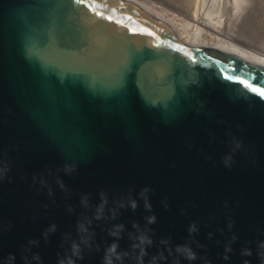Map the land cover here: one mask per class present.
I'll return each mask as SVG.
<instances>
[{
  "label": "water",
  "instance_id": "water-1",
  "mask_svg": "<svg viewBox=\"0 0 264 264\" xmlns=\"http://www.w3.org/2000/svg\"><path fill=\"white\" fill-rule=\"evenodd\" d=\"M0 264H264V67L129 0H0Z\"/></svg>",
  "mask_w": 264,
  "mask_h": 264
},
{
  "label": "bare ground",
  "instance_id": "bare-ground-1",
  "mask_svg": "<svg viewBox=\"0 0 264 264\" xmlns=\"http://www.w3.org/2000/svg\"><path fill=\"white\" fill-rule=\"evenodd\" d=\"M129 1L170 25L184 43L226 51L264 67V52L249 44L252 39L257 41L263 39L264 21L262 20L263 11L261 8L248 12L243 17L244 19L238 22L240 25L234 26L239 28H234L235 23L232 26H229L228 23L232 19L221 25L220 21L213 22L211 19L201 16L199 14V0H149L150 4L161 11L160 13L138 0ZM237 1L239 0L231 1L234 3V7H232L234 10L238 4L239 7L242 5L241 1ZM227 8L229 9V7ZM259 37L262 39H255Z\"/></svg>",
  "mask_w": 264,
  "mask_h": 264
},
{
  "label": "rangeland",
  "instance_id": "rangeland-1",
  "mask_svg": "<svg viewBox=\"0 0 264 264\" xmlns=\"http://www.w3.org/2000/svg\"><path fill=\"white\" fill-rule=\"evenodd\" d=\"M138 1L146 4L147 6L152 8V10H154V11H157V12L159 11V9L154 7L153 4L149 3V0H138ZM231 1H233V0H199V3H200L199 14L203 17L211 19L213 22L220 21L221 25L226 24L228 21H230V19H232L233 21L231 20L228 23H229V26H232L235 23L236 25L234 24L233 25V27H234V26L240 25V23L238 24V22L242 21L244 19L243 17L248 12H250L256 8H261L263 11V14H262L263 19L262 20L264 21V0H262V1L261 0H239L237 2L241 1L242 2L241 4L243 6L241 5V7H239V4H238L237 8H240V9L236 8V10H238V11H236L232 8V7H234V3H232ZM259 3H260V5H259ZM227 7H229V9ZM160 12L161 11H159V13ZM234 12H236V13L234 14ZM232 14H234V15L232 16ZM230 23H232V24H230ZM234 28H239V27H234ZM262 38L261 37L255 38L258 40L262 39L261 41H257V40L252 39L249 44L253 47L256 46L255 48H258L259 50L264 52V34H263Z\"/></svg>",
  "mask_w": 264,
  "mask_h": 264
}]
</instances>
